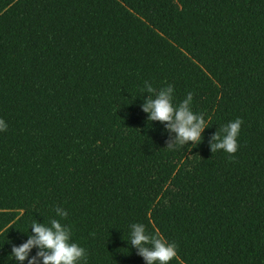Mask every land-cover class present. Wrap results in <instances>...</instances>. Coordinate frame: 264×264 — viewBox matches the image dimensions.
Returning a JSON list of instances; mask_svg holds the SVG:
<instances>
[{"label": "trees", "instance_id": "1", "mask_svg": "<svg viewBox=\"0 0 264 264\" xmlns=\"http://www.w3.org/2000/svg\"><path fill=\"white\" fill-rule=\"evenodd\" d=\"M146 81L193 93L198 145L166 147ZM0 118V264L52 219L86 264H146L134 223L169 264H264V0H0ZM237 118V152L213 153Z\"/></svg>", "mask_w": 264, "mask_h": 264}, {"label": "clouds", "instance_id": "2", "mask_svg": "<svg viewBox=\"0 0 264 264\" xmlns=\"http://www.w3.org/2000/svg\"><path fill=\"white\" fill-rule=\"evenodd\" d=\"M146 97L142 110L149 113V121L164 123L166 130L175 133L174 138L167 142L169 149L186 144L198 145L203 139V132L207 126L204 115L195 113L191 108L193 93L189 92L186 98L175 105L173 103L174 88L172 85L157 91L151 83L145 82ZM154 94V95H153ZM243 121L240 118L224 125L211 137V151L224 150L226 153L235 154L239 144V136ZM7 123L0 118V131H6ZM56 214L66 218L68 212L57 207ZM130 244L137 248L138 255L142 256L146 264H169L177 255V246L174 242L169 243L157 230L154 234L146 232L143 223L131 225ZM37 247L39 251L29 259L31 250ZM12 257L28 264H39L42 258L43 264H78V261L87 260L86 250L77 243L71 242L70 229L64 226L60 220L52 219L50 226L40 222H33L29 239L19 246L13 245Z\"/></svg>", "mask_w": 264, "mask_h": 264}]
</instances>
